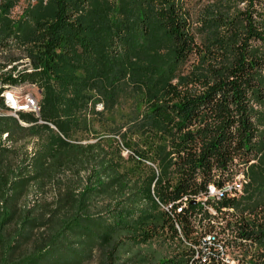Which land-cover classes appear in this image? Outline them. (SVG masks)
I'll list each match as a JSON object with an SVG mask.
<instances>
[{
    "label": "trees",
    "instance_id": "obj_1",
    "mask_svg": "<svg viewBox=\"0 0 264 264\" xmlns=\"http://www.w3.org/2000/svg\"><path fill=\"white\" fill-rule=\"evenodd\" d=\"M200 1L47 0L12 20L14 0H0V58L6 65L31 61L28 72L13 76L11 66L0 74V93L7 83L36 82L45 121L39 133L28 128L37 143L16 160L1 139L10 144L15 130L27 128L0 118V245L10 256L34 244L9 264H86L98 254L101 264H118V247L136 242V232L141 240L167 229L192 239L197 226L210 224L195 197L209 182L231 178L230 167L246 166L249 201L239 208L229 198L217 204L234 205L240 214L264 207V0H208L197 17ZM12 43L20 57L9 62ZM197 57L203 62L192 66ZM124 86L149 101L130 128L167 139L152 158L160 168L152 191L150 183L144 187L118 171L98 145L66 140L76 114L92 99L89 90L109 109ZM2 102L0 96L4 108ZM49 183L58 192L41 202ZM99 198L112 204L97 208ZM155 200L172 204L170 211L157 209ZM235 227L240 240L264 242V226L243 220ZM5 228L12 234L4 235ZM257 264H264V255Z\"/></svg>",
    "mask_w": 264,
    "mask_h": 264
},
{
    "label": "rangeland",
    "instance_id": "obj_2",
    "mask_svg": "<svg viewBox=\"0 0 264 264\" xmlns=\"http://www.w3.org/2000/svg\"><path fill=\"white\" fill-rule=\"evenodd\" d=\"M38 1L41 2L42 6H45L47 2V0H14V5L9 10V17L12 20L26 18V11L36 7ZM206 2H208V0H202L194 6V14L197 17L200 16L197 15L199 7L200 9L203 7L200 6L201 3ZM11 46L12 50L9 53V62L13 57H20V51L16 49L14 43H12ZM201 60L200 57L195 58L192 66L201 64L203 62ZM6 62L5 59L0 58V67L2 66L0 68L1 76H3L4 73H9L11 71L9 67L11 66L14 68L13 76L18 70H24L26 72L31 70V61L28 58L15 60L10 62L9 65L4 64ZM0 86L2 87L1 82ZM130 87L131 86H124L121 90L116 91V103L109 109L105 108L104 105H102V108H99L97 102H102L103 104L100 95L93 89L89 90L88 93H90L92 99L87 102L85 109L80 110V114H76V120L72 123L73 126L70 128L66 140L74 144L98 145L103 152H106L107 157L118 171L125 172L131 181H137L144 187L150 183V190L152 191L154 181L160 171L158 163L152 160V158H154L156 146L163 143L167 145V139L160 136L158 132L155 131L143 132L140 129L130 128V125H133V122L139 119L146 111L149 103L143 93L134 92ZM3 89L4 91H10L18 96H23L25 93H32L38 101V107H40L42 95L40 86L36 82L23 81L13 84L7 83V86ZM29 114L33 115L37 120L29 121L23 119L21 115L12 116L8 109L0 107V118H9L10 121H16L20 126L27 128L26 130H15L13 138L10 139V144H7V140L1 139V144L10 145L9 149H11L12 152H9L10 154L8 153V156L12 159L16 158V160H19L20 157L23 156L25 149L29 154L33 152L38 135H33L32 133H39L41 129L37 128V125L45 123L44 120L40 119L39 111L38 113L32 112ZM48 124L54 135L57 134L63 137L52 123L48 122ZM29 127L32 129V133L28 131ZM35 130H37V132H34ZM154 174L155 178L152 177ZM169 174L172 179H175L176 174L173 173V170H171L168 175ZM65 175L71 178L73 173L72 171H67ZM80 175L85 176V173L81 172ZM44 188L41 202L52 201L58 192V187L49 183ZM245 190H241V192L234 195L235 202H240L238 208L243 205L244 207L247 206L249 201L246 198ZM35 194L36 191L32 189L29 198L32 200ZM95 203L97 208H101L106 203H111V200H109V198H99ZM155 203L157 204V209H161L162 205L157 203V200H155ZM147 207L152 208L153 204H148ZM243 220L264 226V207H257L246 212V216L241 219V222ZM235 221H240V218L233 220V222ZM9 232L12 234V231L5 228L3 234L7 235ZM135 237L137 238L136 242L125 245L122 244L118 247L117 253L119 256L116 257L118 264H177L178 261L182 259V255L185 256V253L188 251V244L183 239L174 236L169 229L156 232L147 240L139 239L140 234L138 232L135 233ZM33 245L34 244H27L20 248L18 252H13L10 256L4 254L3 247L0 245V264H3L4 260L6 261L5 264H9L13 259L18 260L22 255L32 251L34 248ZM262 252H264V244L256 245V247L254 245L252 248H248L247 251L242 253L243 259L249 261L253 260L257 254ZM247 257L250 259H247ZM100 258L99 254L95 255V257L86 264H101ZM57 260L56 257L55 261Z\"/></svg>",
    "mask_w": 264,
    "mask_h": 264
},
{
    "label": "built area",
    "instance_id": "obj_3",
    "mask_svg": "<svg viewBox=\"0 0 264 264\" xmlns=\"http://www.w3.org/2000/svg\"><path fill=\"white\" fill-rule=\"evenodd\" d=\"M7 93L6 102H2L5 109H8L12 116H19L22 113H32L30 112V105H38V102L33 101V95H24L21 98H11L9 92ZM97 106L102 108V102H97ZM245 169L233 170L230 167L227 171H232V178L227 182H218V180L211 181L207 184L206 192L195 197V203H197L201 208V214H215V221L221 225L223 230L229 231L228 220L229 219H241L246 216L245 210L243 214H240L239 209L224 210V205L219 206L217 203L223 199L229 198L234 200V195L243 190L248 179L245 177ZM187 197L182 200V205L187 203ZM164 206L162 205V208ZM172 207V204L165 206L164 208L168 211ZM181 206L177 207V211L181 210ZM209 224V223H208ZM178 227V225H177ZM264 228V227H262ZM179 229V228H178ZM180 237L183 239L182 235ZM234 237V235H232ZM193 238L200 242L201 246V256L200 258H193L191 254V259L188 264H218L212 263V255H223V260L234 261V251L235 249H224L221 245L220 239H215V235L194 233ZM184 240V239H183ZM249 242V241H248ZM260 244V241H257ZM249 244H251L249 242ZM247 259H250L247 257Z\"/></svg>",
    "mask_w": 264,
    "mask_h": 264
},
{
    "label": "bare ground",
    "instance_id": "obj_4",
    "mask_svg": "<svg viewBox=\"0 0 264 264\" xmlns=\"http://www.w3.org/2000/svg\"><path fill=\"white\" fill-rule=\"evenodd\" d=\"M5 86H7V84L3 85V87H5ZM6 92H9L11 98H21L24 95L32 94V93H25L23 96H18V95H14L10 91H7V90L4 91V89H3V91L0 93V96L2 97L3 102H6V100H7V93ZM33 101L38 102L34 95H33ZM38 106L39 105H30V112L38 113V111H39ZM238 167H240V166H238ZM244 168H246V166H244ZM241 169H239V170H241ZM245 171H246V169H245ZM245 177H246V175H245ZM231 178H232V176H231ZM231 178H229L225 181H222V182H227ZM231 209H236V208L234 205L224 206V210H231ZM205 215H206L207 220H209V223H210L209 228H203V226H197L194 233H202V234H211L212 233L213 235H215V239H220L221 245H223L224 249H235L236 248V250L234 251V261L223 260V255H212V263H218V264H257V262L261 259L262 255H264V252L257 254L254 257V259L250 260V261L243 259L242 253L244 251H247L248 248H252L254 245L256 247V245L264 244V242L260 241V244H259L255 240H248L251 243V244H249L248 241L240 240L239 239L240 235L236 233V227H235V225L238 222H236V221L233 222V220H235V219H229L228 220L229 231H227V230H223L221 228V225H219L218 222L215 221V214H205ZM232 235H234V237H232ZM191 236H193V234ZM184 241L188 244V251H187V253H185V256H188L187 257L188 260L185 261L186 262L185 264H188L189 260L191 259V254H192L193 258H200L201 246H200V242H198V240L194 239V238L189 239V240H184Z\"/></svg>",
    "mask_w": 264,
    "mask_h": 264
}]
</instances>
